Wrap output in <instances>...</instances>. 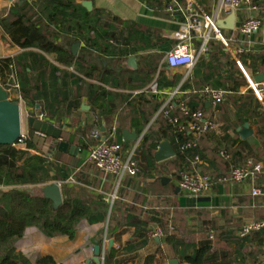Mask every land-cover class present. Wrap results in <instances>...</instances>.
<instances>
[{
  "label": "crops",
  "instance_id": "1",
  "mask_svg": "<svg viewBox=\"0 0 264 264\" xmlns=\"http://www.w3.org/2000/svg\"><path fill=\"white\" fill-rule=\"evenodd\" d=\"M89 1L92 9L100 10L104 19L111 21L115 18L119 29L123 30V22L133 24L128 47L132 53L120 57L117 50L125 45H117L113 51H108L101 42L91 43L93 36L88 30L68 31L60 25L47 23L50 30L58 34V42H64L74 57L69 64H63L57 62L53 54L13 44L0 22V59L15 60L4 81L13 76L19 85L30 87L29 98L21 97L19 101L22 129L29 131L27 117L32 116L61 131L59 139H47L49 147L56 143L58 149L59 141L67 142L69 136L73 143L67 142L68 145L78 147L76 155L62 151L55 154L49 150L51 155L54 154L53 168L49 172L51 179L41 187L56 182L62 200L64 192L68 191L87 208L86 215L75 225L73 238L49 236L36 226L26 227L23 235L12 242L15 251L23 258L19 264H35L44 255L61 264H86L88 260V264H96L92 261L96 244L100 246V264H104L102 256L104 260L108 259V264H148V257L156 258L150 264H169L170 260L189 264L184 259L185 254L191 252L188 245L198 246L206 241L212 245L206 253L213 262L211 264H264L262 236L256 232L246 238L239 235L248 222L264 219V196L251 195L252 186L263 187L257 181L264 174V105L249 89L245 75L244 80L236 75L237 67L233 63L236 59L243 62V69L252 80L258 74L264 75V0H254L258 7L255 11L244 6L234 10L233 30L220 29L228 39V46L211 40L208 50L198 57L187 78H184L185 69H170L164 61L166 53L182 41L192 49H198L199 39L188 40L191 33L183 14L168 10L174 2L185 8L187 0ZM195 1L216 21L229 15L223 8L218 16L222 0ZM23 2L0 0V21L9 17L14 4ZM250 16L258 17L262 24L257 32L246 38L239 27ZM76 42H79L78 50L72 53ZM131 56L135 58L133 66L128 64ZM52 66L58 69V73L51 71ZM154 82L157 91L151 90ZM177 86L180 87L179 97L187 108L188 103L199 107L195 110L218 124L215 132L201 137V162L209 173L228 176L234 164L232 157L237 156L250 157L253 163L261 165V172L246 182L212 184L208 196L216 198V202L210 207L180 206L179 197L184 195L180 190L175 194L177 180L172 175V164L167 162L172 157L161 162L155 160L158 165L162 164V173L156 175L151 171L149 175L125 177L119 185L115 177L103 175L87 160L88 135L94 127L99 128L103 137H107L114 127L115 140L131 148L142 139L149 126L155 124L168 93ZM205 86L226 90L225 102L217 107L211 106L199 93ZM196 96L201 99L199 102ZM244 123L248 124L251 133L242 138L239 130ZM164 140L167 139L160 142ZM222 141L232 153L223 148ZM222 151L231 158L225 160L220 155ZM14 187L20 188L0 185V192ZM111 194H115L116 203L109 222L106 198ZM173 219L176 238L180 239L174 246L166 239L165 232L161 236L149 235L148 229L161 228L163 224L166 227ZM110 239L113 245L108 249ZM141 240L143 245H139Z\"/></svg>",
  "mask_w": 264,
  "mask_h": 264
},
{
  "label": "trees",
  "instance_id": "2",
  "mask_svg": "<svg viewBox=\"0 0 264 264\" xmlns=\"http://www.w3.org/2000/svg\"><path fill=\"white\" fill-rule=\"evenodd\" d=\"M81 1L83 0H25L21 5H13L9 11V17L7 19H1V26L13 44L20 48L35 47L43 53L53 54L55 60L63 64H69L74 57L64 42H58V34L51 31L47 23L60 25L63 29L68 31L72 29L79 32L88 30L93 36L91 43L101 42L108 51H113V48L117 45H125L123 48H118L117 50L120 57H126L129 53H132L133 50H130L128 47L132 38L130 35V27L133 24L123 22V30H121L118 28L115 18L109 21L102 17L98 9H92L91 11L86 10L81 5ZM14 62L15 60L13 58L0 59L1 82L6 78L10 71V66L14 64ZM233 63L235 67H237L236 75L244 80L242 71L239 69L236 62ZM241 64H243V62H241ZM51 71L58 73V69L53 66L51 67ZM229 77L230 76H228V79ZM216 86L219 85L216 84ZM28 88L30 87L21 85L20 83V94L24 99L29 98L28 95H30V91ZM199 100L201 99L196 96V101L199 102ZM30 102L32 101L29 100V103ZM202 105L203 102H201V106ZM70 106L71 104L69 103L68 107ZM188 107L192 111L199 108L189 103ZM172 117H177L178 121L176 123H171L169 119ZM187 119L188 117L183 115L176 107H173L168 115L160 113L155 124L149 126L144 132L141 142L135 151L134 158L137 160L140 171L137 175L128 177H137L140 174L146 175L151 173V171L156 175L162 173V164L160 165L159 163L158 165V163H156L154 152L159 142L162 139H167L175 151L174 157L167 160V162L169 161L172 164V175L175 180L179 179V171L181 170H199L202 174L208 175L211 178L212 184L218 183L217 178L220 177L219 174L213 175L209 173L202 162L199 164L195 160V156H197L200 161L202 159L201 138L197 147L184 151L179 149V143L183 138L191 137L190 133L186 132L183 135L177 130L178 124L184 123ZM202 136H205V134ZM49 137L51 136L39 135L35 130L30 128L27 132V139L24 142V147L0 146V185L22 187H14L7 191L0 192V264H19L23 261L22 256L15 251L12 242L23 235L26 227L36 226L49 236L65 235L69 238H73L75 235L76 223L87 213V208L83 201L78 198H72L68 191L64 192L62 204L54 209L52 202L43 197L41 190L39 193L26 188L28 185L43 184L51 179L49 172L53 168V162L51 160H53L54 154L51 155L49 150L55 154L59 153V150L57 149L56 143L49 147L47 142ZM66 140L69 143H73V138L70 136ZM36 141H39L43 147H47L46 152H44V157L38 154L40 152L37 150ZM119 143L123 150L129 148V146L123 144L124 142ZM222 143V145H224L223 148L231 152L228 145L223 141ZM32 151H35V153ZM216 154L219 155L218 149ZM232 159L234 165L240 166L244 164L247 157L237 156L234 158L232 157ZM249 159L252 158L249 157ZM222 176L228 177L227 174ZM111 217L110 215L109 222ZM258 220L262 219H257L256 221ZM174 221L173 219L169 225L166 224V227L164 224L160 226L162 232H165L166 239L172 243L173 246L176 241L178 242L180 240H177L176 233L174 232ZM169 226H172L171 230L168 229ZM144 230L146 231V229ZM252 233L255 232L241 236V238H246ZM256 233L262 236L261 232L256 231ZM143 244L144 242L141 240L139 245ZM188 247L191 248V252L185 254L184 259L189 264L213 263L206 255L212 247L209 241L199 244L198 246L189 244ZM155 259L154 257H148V264L153 263ZM24 264L27 263L25 262ZM35 264L61 263H56L52 257L44 255L40 256ZM104 264H108V259L105 258Z\"/></svg>",
  "mask_w": 264,
  "mask_h": 264
},
{
  "label": "built area",
  "instance_id": "3",
  "mask_svg": "<svg viewBox=\"0 0 264 264\" xmlns=\"http://www.w3.org/2000/svg\"><path fill=\"white\" fill-rule=\"evenodd\" d=\"M223 3L218 8V16L222 12L223 8L225 12L230 13L232 10H236L241 7H248L250 10L255 11L258 9L254 0H222ZM169 11H180L185 18V25L191 36L188 40L199 39V46L197 50L191 48L189 44L182 41L176 44L165 55V64L170 69L182 68L185 69L184 78H187L190 70L196 63L198 57L208 50V43L211 40L221 41L225 46H228V39L225 38L221 30L215 25L216 18L206 14L200 5L195 0H187L185 8L179 6L176 2L169 6ZM262 21L256 16H250L246 18L239 31L243 36L249 38L250 35L257 32L261 27ZM190 43V42H189ZM242 52L243 50H238ZM236 64L241 69L246 77L248 87L252 91L258 102L264 105V82L256 83L249 78L245 73L240 60L236 59ZM0 85L8 91L9 97L20 101V85L19 82L13 77H9L7 81L0 82ZM152 91H157L158 87L156 82L151 86ZM180 87L177 86L174 90L168 93V98L160 109V113L168 115L173 107H176L182 114L188 117V120L184 124H178L177 130L183 135L187 132L191 134L190 138H183L179 143V149L181 151L195 148L198 146L200 138L203 134L208 132H215L218 129V124L210 119H205L203 114L199 110L191 111L182 99L179 97ZM199 93L208 99L209 103L213 107H217L224 103L227 96V91L223 89H215L209 86L203 87ZM42 118V115H40ZM171 123L178 121L177 117L169 119ZM42 134V133H39ZM90 146L88 151L87 160L91 163L103 175H111L117 180V185L128 176H135L139 173L140 167L137 160L134 158L135 151L138 148V142L131 148L123 150L121 144L115 140V128H111L107 137H103L99 128L94 127L88 135ZM27 139V132L21 130L20 137L13 145L14 147H24V142ZM220 155L229 160L231 156L225 152H220ZM195 160L200 164V159L195 156ZM261 172V165L253 163L252 160L247 159L243 165H231L228 177L220 176L217 178L218 182L231 181L233 183L246 182L252 178H255L257 174ZM177 186L180 192L184 196L188 197H200L208 196L211 193L212 182L208 175L202 174L199 170L179 171V179L177 180ZM251 195L264 196V188L260 186L251 187ZM115 194H111L106 198V202L112 205L115 200ZM172 229V226H169ZM259 231L262 233L263 247L261 256L264 258V219L258 221L248 222L239 231L240 236H245L251 232ZM149 235L161 236L162 230L159 227H151L149 229ZM210 234V238H212ZM118 247V246H117ZM102 263L104 258H101Z\"/></svg>",
  "mask_w": 264,
  "mask_h": 264
},
{
  "label": "water",
  "instance_id": "4",
  "mask_svg": "<svg viewBox=\"0 0 264 264\" xmlns=\"http://www.w3.org/2000/svg\"><path fill=\"white\" fill-rule=\"evenodd\" d=\"M12 2L14 0H5ZM24 0H17L18 3ZM81 5L88 11L92 10V3L89 0H84ZM235 22V11H230L229 15L225 19H219L215 22L218 29H229L233 30ZM79 47V42H76L72 46V53H76ZM129 65H135V58L133 56L128 59ZM253 81L256 83L264 81V75L258 74L254 76ZM27 124L30 128L35 131L41 132L45 135H49L54 139H59L61 131L55 128L48 122L36 119L32 116L27 117ZM22 130V118H21V107L18 100L11 99L9 93L0 85V146H13L20 137ZM242 138L247 137L251 131L248 128V124L244 123L242 128L239 130ZM135 136V134H134ZM58 150L62 152H68L76 155L78 147L69 146L65 141H59ZM175 155L173 147L167 140L160 142L158 149L154 154V158L157 162L167 160ZM165 181V178L162 179ZM258 184L264 188V174L258 178ZM41 193L44 198L49 199L52 202L54 209L58 208L62 204V194L59 185L56 182L46 184L41 187ZM179 193V188L175 190V194ZM216 202V198L210 196L200 197H179V204L181 207H210ZM113 245V240H108V249ZM94 256L92 261L96 264H100V246L94 245ZM90 260L86 262L88 264ZM169 264H179L177 260H170Z\"/></svg>",
  "mask_w": 264,
  "mask_h": 264
},
{
  "label": "rangeland",
  "instance_id": "5",
  "mask_svg": "<svg viewBox=\"0 0 264 264\" xmlns=\"http://www.w3.org/2000/svg\"><path fill=\"white\" fill-rule=\"evenodd\" d=\"M23 122L25 123V118L23 117ZM36 144H37V150L38 152H40L41 154H44V152H46V148L47 147H43L42 144H40L39 141H36ZM33 152V151H32ZM22 188V187H20ZM26 188L28 190H31V191H34V192H39L40 193V190H41V184H37V185H28L26 186ZM5 191V189L3 190V192ZM7 191V189H6ZM115 203H116V200H114V203L111 205L108 204V206H106V210H107V213L109 214V217L110 215L113 216V213H114V208H115ZM184 229L185 231H188V228L184 225Z\"/></svg>",
  "mask_w": 264,
  "mask_h": 264
}]
</instances>
